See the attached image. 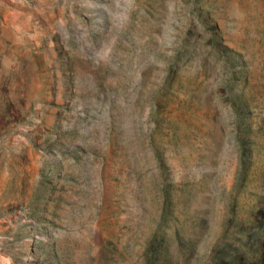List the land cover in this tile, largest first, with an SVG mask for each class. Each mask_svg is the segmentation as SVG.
Returning a JSON list of instances; mask_svg holds the SVG:
<instances>
[{
    "label": "rangeland",
    "instance_id": "rangeland-1",
    "mask_svg": "<svg viewBox=\"0 0 264 264\" xmlns=\"http://www.w3.org/2000/svg\"><path fill=\"white\" fill-rule=\"evenodd\" d=\"M0 264H264V0H0Z\"/></svg>",
    "mask_w": 264,
    "mask_h": 264
}]
</instances>
